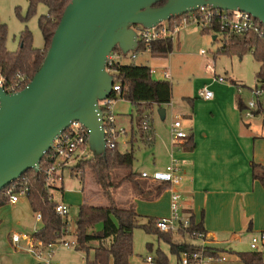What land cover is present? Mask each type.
Here are the masks:
<instances>
[{
    "label": "rangeland",
    "instance_id": "rangeland-1",
    "mask_svg": "<svg viewBox=\"0 0 264 264\" xmlns=\"http://www.w3.org/2000/svg\"><path fill=\"white\" fill-rule=\"evenodd\" d=\"M26 9L27 0H0V29L4 36V45L8 50L15 51L18 48L20 33L24 29L31 32L33 46L43 49L44 39L38 27L37 18L47 12V7L38 4L36 12L27 19H23ZM213 36L212 33H201V29L196 23L189 22L180 25L173 33V48L171 53L165 57L151 56L149 50L143 49L142 46L137 49L134 59L129 57L132 51L128 52L126 57L128 62L149 66L152 79H165L171 84L170 102L160 107L157 105L152 107L149 122L153 138L151 141L139 139L141 135L139 121L147 113L146 108L144 106L139 107L120 96L114 101L113 111L116 116V125L126 129V134L123 137L129 136L130 131L135 136L132 146L128 144L126 147H120L121 150L130 149L133 151V171L141 173L165 169L167 165L166 147L172 141L170 126L173 116L176 114L181 116L180 119L185 131L189 122L187 117L182 114V112L190 113L191 110L186 97L194 98L197 101L196 109L199 111L206 105L204 103L206 101L198 97L200 89L205 86L211 90L216 89L217 86H224L225 88L231 86L237 92L232 83L234 82L243 88L241 93H237L243 102L246 103L250 98L249 89L256 84L255 73L259 68L258 62L254 60L250 51L241 56L219 52L224 43L223 37L221 33H217L216 39ZM47 49L48 45L44 51L47 52ZM201 50L204 53H201ZM208 63H210L211 68L207 66ZM217 76L224 77V82L220 83L214 80ZM251 121L254 127L264 129V114L252 118ZM87 154L88 158L93 155L89 151ZM83 158L79 152H76L72 158L60 163L58 171L63 178V191L52 190L53 199L57 203L63 202L69 206V212L64 218L68 224L67 232L62 238L67 241L75 239L73 232L79 206L77 203L81 197L82 188L80 172H83L86 197L98 200L100 196L103 197L104 195L95 182L93 172L87 166H83V161L80 162ZM120 186L122 187L119 190L125 192V189L132 185L126 182ZM113 192L116 193L117 191L114 190ZM164 202L165 200L162 199L157 205L139 204L138 213L141 215L139 223H145L148 218H156L158 212L164 211ZM36 219V215L32 214L29 209L25 196L20 197V202L14 206L7 202L3 204L0 209V264H23L26 262L27 257L32 254L27 247L28 241L21 239L18 242H13L12 237L13 235H32L33 232L37 231L34 230L35 227L39 225ZM173 236L176 237V234ZM234 238L236 240L232 241ZM219 242L230 243L232 251L227 252L230 264H241L236 258L238 257L237 254L250 251L248 235L244 233H237L231 239L228 238V240ZM158 248L168 256L169 264H176L177 257L170 253L168 244L158 240L155 234L147 233L140 226L135 227L133 230V255L130 258V263L152 264L146 259L147 257L153 258L155 250ZM92 255L91 250L86 252L72 247L66 248L62 244L55 246V258L61 264H85L86 258L91 259Z\"/></svg>",
    "mask_w": 264,
    "mask_h": 264
},
{
    "label": "water",
    "instance_id": "water-1",
    "mask_svg": "<svg viewBox=\"0 0 264 264\" xmlns=\"http://www.w3.org/2000/svg\"><path fill=\"white\" fill-rule=\"evenodd\" d=\"M158 1H69L25 87L8 94L0 86V191L28 170L37 171L52 142L73 121L89 130L90 152L105 154L97 103L112 89L106 57L115 47L124 54L137 49L136 27L156 26L199 5L243 11L264 26V0H165L155 6Z\"/></svg>",
    "mask_w": 264,
    "mask_h": 264
},
{
    "label": "trees",
    "instance_id": "trees-1",
    "mask_svg": "<svg viewBox=\"0 0 264 264\" xmlns=\"http://www.w3.org/2000/svg\"><path fill=\"white\" fill-rule=\"evenodd\" d=\"M69 1L27 0L26 14L23 19H27L36 12L38 4L47 7V12L37 18L38 27L44 39L43 49L33 46L31 32L24 29L20 33L18 48L15 51L8 50L4 45V36L0 29V75L4 79L5 87L14 82L17 72L24 74L26 83H28L38 70L46 53L44 48H46V45L49 47L53 32ZM164 2L165 0H160L154 5L160 6ZM169 22L177 23L178 19L171 18ZM201 33H212L216 36L218 30H201ZM223 40V46L219 50L221 53L241 56L248 51L251 52L254 60L259 64V68L255 73V86L264 90V31L247 32L241 35L229 34L224 36ZM141 46L146 49L141 43L138 44L137 49ZM172 48L171 38H165L153 42L148 50L151 56L165 57L171 53ZM114 49L120 51L117 47ZM137 49L131 53L135 54ZM112 70L114 71L112 85L119 84L121 91L119 94L112 92L110 98L116 100L120 96L139 107L144 106L147 113L141 117L140 124L143 120L150 122L153 105L162 106L170 102L171 84L165 79H152L151 69L148 66L117 63L113 65ZM233 84L236 85V83ZM236 103L242 111L245 103L241 97L237 96ZM140 136L143 138L142 133ZM187 137V142H189L190 136ZM130 142H132V138ZM82 161L83 166H87L93 172L95 182L101 188L108 202L104 206L90 204H80L78 206L73 232L76 241L74 248L93 252L92 258L87 257L85 264H131L133 230L137 226H140L147 233L155 234L158 240L168 244L169 251L177 257L178 264L180 253L192 250L191 246L175 238L171 231L159 230L155 226L157 218H148L145 223L140 224V215L133 205L121 207L115 202L113 191L126 182H129L133 189L145 198H155L162 193V184L154 185L153 182L142 178L140 173L133 171L134 155L132 150L121 151L115 147L114 149H106L105 154L102 156L91 155L89 158H83L80 162ZM51 164L52 160L49 155L44 154L37 171L28 170L21 176V179H25L28 185L26 197L31 209L35 214L39 213L41 216L42 226L32 236L44 243L60 237L63 233L61 228L65 222H62L55 213L57 202L52 195L53 189L62 190V175H56L58 182L47 183V172ZM252 176L264 188V166L252 163ZM79 177L83 182V172H80ZM5 202H8V197L1 190L0 205ZM195 226L202 230L199 224ZM237 255L242 264H264L262 255L257 252H240ZM153 260L154 264H169L168 256L159 248L155 250Z\"/></svg>",
    "mask_w": 264,
    "mask_h": 264
},
{
    "label": "crops",
    "instance_id": "crops-1",
    "mask_svg": "<svg viewBox=\"0 0 264 264\" xmlns=\"http://www.w3.org/2000/svg\"><path fill=\"white\" fill-rule=\"evenodd\" d=\"M123 62L130 63L126 59ZM212 91L213 97L205 100L206 105L199 111L196 109L197 101L186 97L191 110L190 113L182 114L189 121L185 132L190 136V141L187 142L188 137L176 142L171 141L166 147V164L175 160L180 168V183L175 190L181 194L182 213L189 216L195 225L199 224L207 233L209 246L227 256V252L232 251L230 243L223 244L219 241L231 239L237 233L247 234L249 239L251 232L264 230V188L252 176V163L264 166V129L254 127L252 118L243 116L236 103L238 91L236 92L233 87L217 86ZM263 112L264 110L254 117L264 114ZM180 117L178 114L174 115L172 122ZM130 133L129 136L119 138L117 143L119 150L128 144L132 146L135 136L132 131ZM139 139L143 140L141 136ZM145 180L153 182L154 185L162 184V193L155 198H145L132 186L125 189V192H121L119 189L122 186H119L115 189L117 192H113L115 202L121 207L133 205L138 213L139 204L157 205L164 199V211L158 212L156 218L168 216L170 191L167 185L150 179ZM81 185V197L77 205L108 204L103 194L98 200L86 197L84 180ZM19 202L20 198L15 203H7L14 206ZM27 203L31 213L35 214L28 199ZM3 204L0 205V209ZM36 221L39 225L34 230L42 226L41 219L37 218ZM175 238L183 242L186 240L180 234H176ZM234 240L236 238L232 241ZM27 247L29 248L28 242ZM236 258L239 260V257ZM240 263L242 264L241 261ZM23 264H42V260L31 254ZM213 264L230 262L227 256L225 262Z\"/></svg>",
    "mask_w": 264,
    "mask_h": 264
},
{
    "label": "built area",
    "instance_id": "built-area-1",
    "mask_svg": "<svg viewBox=\"0 0 264 264\" xmlns=\"http://www.w3.org/2000/svg\"><path fill=\"white\" fill-rule=\"evenodd\" d=\"M173 19V18H172ZM177 23L162 21L156 26L150 28H144L141 26L136 27L138 44H143L146 49H149L153 42L160 41L165 38H171L173 40V33L182 24L189 22L196 23L201 30H218L222 37L229 34L241 35L247 32H262L264 26L255 19L249 13L232 10V9H219L213 8L209 5H199L195 10L188 11L179 17ZM134 51V50H133ZM130 53V51H129ZM122 53L113 49L106 57L105 68L113 75L112 67L114 64L123 63L129 54ZM201 53H204L201 50ZM131 59L135 58V54L131 53L129 56ZM213 64V63H212ZM209 68L210 63L207 64ZM224 77L217 76L214 80L218 82H224ZM234 83V82H232ZM26 77L21 72H17L14 77V82L7 87L4 86V79L0 75V86L8 94L15 93L26 85ZM238 93H241L242 86L236 84ZM121 91L119 84L112 85L111 93L119 94ZM110 93V95H111ZM250 98L245 103V107L242 110V114L245 118H253L258 111L264 110L262 108L264 102V90L262 88L254 86L249 89ZM107 98L98 100V108L100 110L102 128L104 130V143L105 149H114L117 147V143L120 136L126 134L124 127H118L116 125V116L113 111V104L115 99ZM198 97L204 100H210L213 97V91L207 86L200 89ZM262 108V109H261ZM257 112V113H255ZM140 131L143 134V139L151 141V127L147 120L141 121ZM172 142L184 139L187 137V133L183 129L181 119L175 118L170 126ZM88 138L89 130L77 121H73L69 126L52 142L51 147L45 153L49 155L52 160V164L47 172V183L52 184L58 178L56 175L61 174L58 169L60 163L65 162L67 159L79 152L81 157H88ZM88 150V151H87ZM180 168L175 160H172L166 165L165 169L153 172H141L142 178L154 180L167 185L170 191L169 198V215L166 217L157 218L155 226L161 231H171L175 234H180L186 238L185 243L192 247L190 251H182L179 256V264H213L215 262H225L227 260L226 254L219 253L216 249L209 246V238L207 233L198 229L195 224H192V220L189 216L182 213L181 208V194L175 190V187L180 183ZM60 180V179H59ZM28 185L25 179L21 177L7 185L2 191L8 197V202L15 203L22 196L27 195ZM69 212V206L60 202L55 205L56 215L64 222L62 226V235L53 241L44 243L40 239L34 238L32 235H13V242H18L21 239H25L29 243V251L41 258L42 264H61L55 258V246L62 244L66 248H74L76 245L75 239L73 241H67L63 238V235L67 232V220L64 219ZM36 217L41 219L39 213H36ZM249 250L252 252L260 253L264 259V230L253 231L249 235L248 239ZM150 263H153L151 257L146 259Z\"/></svg>",
    "mask_w": 264,
    "mask_h": 264
}]
</instances>
